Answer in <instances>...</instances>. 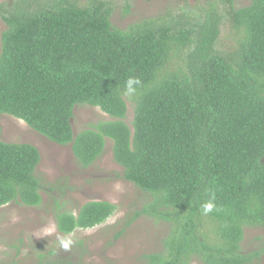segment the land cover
Masks as SVG:
<instances>
[{
	"label": "trees",
	"instance_id": "16d2710c",
	"mask_svg": "<svg viewBox=\"0 0 264 264\" xmlns=\"http://www.w3.org/2000/svg\"><path fill=\"white\" fill-rule=\"evenodd\" d=\"M111 11L104 0L0 3V114L70 144L82 167L112 139L122 177L148 197L126 224L142 214L167 224L161 248L141 264H254L264 242L244 249L242 241L246 227L264 225V0H199L171 22L142 19L125 29L113 26ZM130 77L140 84L126 94ZM84 104L114 119L74 134L73 109ZM40 160L35 145L0 139V206L42 203ZM208 200L214 208L205 214ZM56 203L63 234L117 209L108 200L76 212Z\"/></svg>",
	"mask_w": 264,
	"mask_h": 264
},
{
	"label": "rangeland",
	"instance_id": "374dc122",
	"mask_svg": "<svg viewBox=\"0 0 264 264\" xmlns=\"http://www.w3.org/2000/svg\"><path fill=\"white\" fill-rule=\"evenodd\" d=\"M88 4L95 0H77ZM111 7L113 26L125 29L142 19L160 18L172 21L199 0H104ZM250 0H234L242 6ZM13 2V0H0ZM6 24L0 17L1 36ZM233 34L223 29L222 47L232 44ZM133 107L127 101L124 118L131 125ZM114 119L91 105H76L71 126L73 133L100 121ZM0 139L5 142H26L35 145L41 154L36 175L44 182L42 203L27 206L12 201L0 206V264H36L41 261L63 259L66 264H141L144 253L158 251L167 224L140 215L126 224L130 216L148 200L145 193L122 177V167L113 159L112 139L105 138L104 151L87 167H82L74 157L70 144H57L29 127L23 120L10 114H0ZM90 200H108L117 209L106 221L91 228L76 229L63 234L56 228L54 212L56 201L63 209L76 212ZM70 238L72 244L64 249L60 240ZM264 242V225L246 227L242 246L258 248ZM199 264V263H194ZM254 264H264V254Z\"/></svg>",
	"mask_w": 264,
	"mask_h": 264
},
{
	"label": "clouds",
	"instance_id": "9594fccd",
	"mask_svg": "<svg viewBox=\"0 0 264 264\" xmlns=\"http://www.w3.org/2000/svg\"><path fill=\"white\" fill-rule=\"evenodd\" d=\"M140 84V81L136 78H129L126 82V94H133L136 91V86ZM202 210L205 214L211 212L214 208V204L211 200H208L202 204ZM60 244L64 249H68L72 244L70 238H62Z\"/></svg>",
	"mask_w": 264,
	"mask_h": 264
}]
</instances>
